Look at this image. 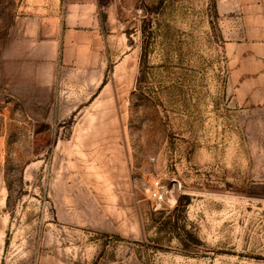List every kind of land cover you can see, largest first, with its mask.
<instances>
[{"label": "rangeland", "instance_id": "374dc122", "mask_svg": "<svg viewBox=\"0 0 264 264\" xmlns=\"http://www.w3.org/2000/svg\"><path fill=\"white\" fill-rule=\"evenodd\" d=\"M0 264H264V0H0Z\"/></svg>", "mask_w": 264, "mask_h": 264}, {"label": "built area", "instance_id": "2783aa9c", "mask_svg": "<svg viewBox=\"0 0 264 264\" xmlns=\"http://www.w3.org/2000/svg\"><path fill=\"white\" fill-rule=\"evenodd\" d=\"M165 193L162 191L161 187L159 186V182L155 183V187L152 189L151 198L156 203H161L165 201Z\"/></svg>", "mask_w": 264, "mask_h": 264}]
</instances>
